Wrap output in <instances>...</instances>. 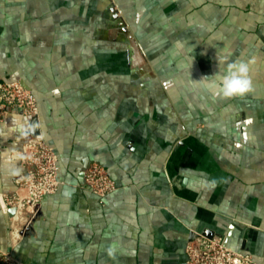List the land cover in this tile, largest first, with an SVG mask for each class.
I'll use <instances>...</instances> for the list:
<instances>
[{"label": "crops", "instance_id": "obj_1", "mask_svg": "<svg viewBox=\"0 0 264 264\" xmlns=\"http://www.w3.org/2000/svg\"><path fill=\"white\" fill-rule=\"evenodd\" d=\"M250 61L252 91L193 81ZM39 112L0 121V193L11 151L40 131L62 180L12 247L21 264H186L194 233L264 264V0H0V81ZM92 162L116 188L83 184ZM65 192L70 193L66 196Z\"/></svg>", "mask_w": 264, "mask_h": 264}, {"label": "built area", "instance_id": "obj_2", "mask_svg": "<svg viewBox=\"0 0 264 264\" xmlns=\"http://www.w3.org/2000/svg\"><path fill=\"white\" fill-rule=\"evenodd\" d=\"M19 110L29 119L38 115V101L32 90L19 81H0V119ZM12 158L18 167L13 187L0 193L4 212L13 210L8 220V239L14 247L28 231L35 219L42 198L57 191L62 183L58 156L40 131L28 136ZM83 184L99 197H105L116 188V183L98 162L85 170ZM186 264H255L250 253L226 246L219 236L194 233L184 248ZM0 264H21L11 251L0 250Z\"/></svg>", "mask_w": 264, "mask_h": 264}, {"label": "clouds", "instance_id": "obj_3", "mask_svg": "<svg viewBox=\"0 0 264 264\" xmlns=\"http://www.w3.org/2000/svg\"><path fill=\"white\" fill-rule=\"evenodd\" d=\"M249 64L250 61H233L227 64L223 73L218 72L211 78L205 77L193 82L198 86L203 84L207 90L221 98L241 97L253 88ZM65 195L70 193L65 192Z\"/></svg>", "mask_w": 264, "mask_h": 264}, {"label": "rangeland", "instance_id": "obj_4", "mask_svg": "<svg viewBox=\"0 0 264 264\" xmlns=\"http://www.w3.org/2000/svg\"><path fill=\"white\" fill-rule=\"evenodd\" d=\"M17 81H18V80H17ZM24 87H25V86H24ZM25 88H26V87H25ZM27 89H30V88H27ZM30 90H31V89H30ZM3 120H4V119H0V121H3ZM19 148H20V147H19ZM19 148H17V149H19ZM17 149H13V150H17ZM13 150H12V151H13ZM12 151H11V158H12ZM12 159H13V158H12ZM13 161L15 162L14 159H13ZM15 163H16V162H15ZM107 173H108V172H107ZM31 225H32V224H31ZM31 225L28 227V230L31 228ZM27 232H28V231H27ZM27 232H26V233H27ZM26 233H25V234H26ZM25 234H24V235H25ZM17 260H18V259H17Z\"/></svg>", "mask_w": 264, "mask_h": 264}, {"label": "water", "instance_id": "obj_5", "mask_svg": "<svg viewBox=\"0 0 264 264\" xmlns=\"http://www.w3.org/2000/svg\"><path fill=\"white\" fill-rule=\"evenodd\" d=\"M13 210H10L9 213L12 214Z\"/></svg>", "mask_w": 264, "mask_h": 264}]
</instances>
